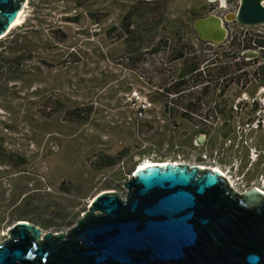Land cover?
I'll return each mask as SVG.
<instances>
[{
	"label": "rangeland",
	"instance_id": "obj_1",
	"mask_svg": "<svg viewBox=\"0 0 264 264\" xmlns=\"http://www.w3.org/2000/svg\"><path fill=\"white\" fill-rule=\"evenodd\" d=\"M27 3L22 25L0 37V241L18 222L66 233L98 195L124 198L145 162L214 167L239 192L264 190V86L254 75L264 53L234 67L230 40L211 45L193 30L198 18L232 13V0L225 9L207 0ZM241 33L244 45L263 41L264 25ZM77 109L90 110L77 120Z\"/></svg>",
	"mask_w": 264,
	"mask_h": 264
},
{
	"label": "water",
	"instance_id": "obj_2",
	"mask_svg": "<svg viewBox=\"0 0 264 264\" xmlns=\"http://www.w3.org/2000/svg\"><path fill=\"white\" fill-rule=\"evenodd\" d=\"M27 2L0 0V37ZM262 2L241 0L232 21L263 26ZM228 13L195 20L197 39L222 44ZM123 188L124 198L95 197L66 233L15 223L0 241V264H264V194L257 189L239 192L213 169L179 163L136 168Z\"/></svg>",
	"mask_w": 264,
	"mask_h": 264
},
{
	"label": "built area",
	"instance_id": "obj_3",
	"mask_svg": "<svg viewBox=\"0 0 264 264\" xmlns=\"http://www.w3.org/2000/svg\"><path fill=\"white\" fill-rule=\"evenodd\" d=\"M240 23H238L237 21H232V22H228L227 23V25H226V30H227V38H226V40L228 39V40H230V42H232V39L234 40V39H236V42L237 43H240V49L239 50H236L235 51V63H236V61H242V62H249L250 60H253L252 58H245V57H243V55L245 54V53H256V52H263L264 53V49L262 48V49H258V50H256V48H254V47H248V48H245V46H244V44H243V42L242 41H240L239 40V36H236V32L237 31H240V32H246V30L248 29V28H250V27H243V26H240L239 25ZM236 36V37H235ZM227 40V41H228ZM210 44V43H209ZM211 45H213V44H211ZM253 46V45H252ZM245 70L244 69H242L241 71H239V72H244ZM262 91H264V88H260ZM259 89V90H260ZM239 102L241 103V102H246V100L245 99H240L239 100ZM252 102H255V101H252ZM257 102V101H256ZM244 107V106H243ZM257 107H258V109L259 110H262V109H264V99L262 100V101H258V105H257ZM231 109H232V111H231V113H235L236 112V106H233V107H231ZM255 125H258V122H256V124ZM202 167H204V168H207V169H213L214 167H205V166H202Z\"/></svg>",
	"mask_w": 264,
	"mask_h": 264
},
{
	"label": "trees",
	"instance_id": "obj_4",
	"mask_svg": "<svg viewBox=\"0 0 264 264\" xmlns=\"http://www.w3.org/2000/svg\"><path fill=\"white\" fill-rule=\"evenodd\" d=\"M259 46H263L264 47V40L263 41H258L257 43ZM188 64L187 65V71H188V74H197V64L196 63H193V62H187ZM254 75L256 77L259 78V82H261V85L264 86V68H259L255 71ZM181 79L183 78V75H181L180 77ZM180 86H182L181 84L177 85V87L175 89H173L172 92H175V93H179V89ZM171 92V91H170ZM195 103H193V105L189 104V109L192 111L194 110L195 108ZM90 109H87L86 111H83L82 109H77V110H74L72 111V114L75 115V118L77 120H84L86 117H84L85 115H82V114H87V112H89ZM79 112V113H78ZM186 113L182 114L183 118H188V116L186 115L187 114V111H185ZM81 113V114H80ZM77 114V115H76ZM25 163V160L24 159H19V164H24ZM105 165L107 167H111L113 165H115V160L113 158H105Z\"/></svg>",
	"mask_w": 264,
	"mask_h": 264
},
{
	"label": "flooded vegetation",
	"instance_id": "obj_5",
	"mask_svg": "<svg viewBox=\"0 0 264 264\" xmlns=\"http://www.w3.org/2000/svg\"><path fill=\"white\" fill-rule=\"evenodd\" d=\"M240 4H241V0H232V13H234L235 14V12L238 10V8L240 7ZM262 4H264V2H262ZM258 27H260V26H257V27H250V28H253V29H255V28H258ZM240 35H242L243 37H241V38H245V35L244 34H242L240 31H237L236 32V36H240ZM258 35V36H257ZM259 35H260V32H258L256 35L255 34H249L248 33V35L247 36H249L250 38H257V39H261V37H259ZM235 36V37H236ZM246 40V39H245ZM256 40V39H255ZM262 40H264V39H262ZM257 41H259V40H257ZM258 42H253V43H251V41H250V39H248L247 41H246V44L247 45H244L245 47H252V45H253V47L254 48H256V49H264V47L263 46H259L258 44H257ZM241 47H240V43H237L236 42V39H232V42H231V66H234L235 67V51L236 50H239ZM256 54H257V57L255 58V59H257L258 57H259V54H260V52H256ZM255 59H253V60H255ZM181 84H183V83H181Z\"/></svg>",
	"mask_w": 264,
	"mask_h": 264
},
{
	"label": "bare ground",
	"instance_id": "obj_6",
	"mask_svg": "<svg viewBox=\"0 0 264 264\" xmlns=\"http://www.w3.org/2000/svg\"><path fill=\"white\" fill-rule=\"evenodd\" d=\"M210 1H211V2H215V1H217V0H210ZM263 1H264V0H263ZM220 3H221V5L226 6V2L221 1ZM27 4H28V3H26L25 6L21 9L18 18L16 19V21L14 22V24L9 28V31L5 34V36H7V35H8L13 29H15L16 27L22 25V23L24 22L25 17H26L25 12H26V8H27ZM228 14H229L228 17H227V18H228V21L231 22V21L233 20L234 16L232 15V13H228ZM151 164H155V163H152V162H145L144 164L140 165L138 168L141 169V168L147 167V166H149V165H151ZM157 164H165V163H157ZM200 167H202V166H200ZM203 169H205V168L203 167ZM206 169H207V168H206ZM213 170L219 172L222 176H224V178L228 181L229 185H230L233 189H235V187H234V183H233L232 179H230V177H227V176H226L224 173H222L219 169L213 168ZM258 188H259V187H258ZM235 190H236V189H235Z\"/></svg>",
	"mask_w": 264,
	"mask_h": 264
}]
</instances>
